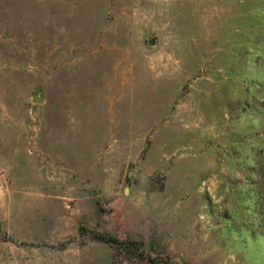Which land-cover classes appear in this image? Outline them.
Masks as SVG:
<instances>
[{
  "label": "rangeland",
  "instance_id": "rangeland-1",
  "mask_svg": "<svg viewBox=\"0 0 264 264\" xmlns=\"http://www.w3.org/2000/svg\"><path fill=\"white\" fill-rule=\"evenodd\" d=\"M91 232L264 264V0H0V264H144Z\"/></svg>",
  "mask_w": 264,
  "mask_h": 264
},
{
  "label": "trees",
  "instance_id": "trees-1",
  "mask_svg": "<svg viewBox=\"0 0 264 264\" xmlns=\"http://www.w3.org/2000/svg\"><path fill=\"white\" fill-rule=\"evenodd\" d=\"M91 233L95 240L109 244L113 246L114 248L122 251L123 253H134L137 256L139 255L142 261L144 262V264H157L158 263L157 257H151L149 255L142 253L143 251L140 248L141 246L137 243L123 241L117 237H114V236H111L105 233H96V232H91Z\"/></svg>",
  "mask_w": 264,
  "mask_h": 264
},
{
  "label": "crops",
  "instance_id": "crops-1",
  "mask_svg": "<svg viewBox=\"0 0 264 264\" xmlns=\"http://www.w3.org/2000/svg\"><path fill=\"white\" fill-rule=\"evenodd\" d=\"M182 181H183V183L181 184V185H184V180L186 179V177L184 178L183 176H182ZM181 180V179H180ZM214 181V180H213ZM205 181H202V183L200 184V186L204 183ZM208 185H210V182L208 183ZM215 188V187H214ZM196 192H198L197 190H196ZM198 195H200V193H197ZM200 199H197V201H195L193 204H192V207L190 208L189 207V205H187L186 207H188L187 208V211L188 210H190V212H186V216L188 217V215H190L191 217V222L193 221L192 220V218L194 219V217H195V214H196V212H197V209H199V207L201 206L199 203H198V201H199ZM200 205V206H198V205ZM194 222V221H193ZM141 246V245H140ZM85 257H84V259L86 260L87 259V256L86 255H84ZM80 257H81V255H80Z\"/></svg>",
  "mask_w": 264,
  "mask_h": 264
},
{
  "label": "water",
  "instance_id": "water-1",
  "mask_svg": "<svg viewBox=\"0 0 264 264\" xmlns=\"http://www.w3.org/2000/svg\"><path fill=\"white\" fill-rule=\"evenodd\" d=\"M155 42H156V40L152 39L149 43H150V45H154ZM33 101L36 102V103H43L44 102V100L42 98H39L37 95H34ZM142 246H143V244H141V247Z\"/></svg>",
  "mask_w": 264,
  "mask_h": 264
}]
</instances>
